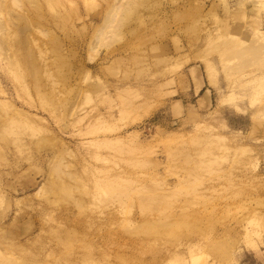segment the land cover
Returning a JSON list of instances; mask_svg holds the SVG:
<instances>
[{
    "label": "rangeland",
    "instance_id": "obj_1",
    "mask_svg": "<svg viewBox=\"0 0 264 264\" xmlns=\"http://www.w3.org/2000/svg\"><path fill=\"white\" fill-rule=\"evenodd\" d=\"M0 264H264V0H0Z\"/></svg>",
    "mask_w": 264,
    "mask_h": 264
},
{
    "label": "bare ground",
    "instance_id": "obj_2",
    "mask_svg": "<svg viewBox=\"0 0 264 264\" xmlns=\"http://www.w3.org/2000/svg\"><path fill=\"white\" fill-rule=\"evenodd\" d=\"M112 22H113V20H111L110 14L106 17L104 16V29L110 28ZM209 79H210L211 84L215 85L214 84V74H213V71L211 69H209Z\"/></svg>",
    "mask_w": 264,
    "mask_h": 264
}]
</instances>
